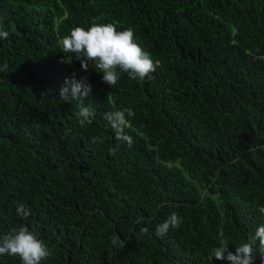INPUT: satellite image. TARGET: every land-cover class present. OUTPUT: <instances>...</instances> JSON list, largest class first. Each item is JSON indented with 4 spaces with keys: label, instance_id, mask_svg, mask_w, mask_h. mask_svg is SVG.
Here are the masks:
<instances>
[{
    "label": "trees",
    "instance_id": "obj_1",
    "mask_svg": "<svg viewBox=\"0 0 264 264\" xmlns=\"http://www.w3.org/2000/svg\"><path fill=\"white\" fill-rule=\"evenodd\" d=\"M0 22V236L27 226L52 253L41 264H228L214 250L264 224V0H0ZM97 23L131 27L156 71L113 88L61 63L62 38ZM73 74L91 124L59 99ZM125 107L131 147L105 119Z\"/></svg>",
    "mask_w": 264,
    "mask_h": 264
},
{
    "label": "clouds",
    "instance_id": "obj_2",
    "mask_svg": "<svg viewBox=\"0 0 264 264\" xmlns=\"http://www.w3.org/2000/svg\"><path fill=\"white\" fill-rule=\"evenodd\" d=\"M8 36L9 32L0 22V38L7 39ZM60 43L66 57L61 58V63L71 64L75 59L80 62L82 70L87 72L90 67L95 69L97 73L102 74V81L113 88L121 73H126L132 80L143 81L154 73L158 66V62H154L151 54L137 42L131 27L118 31L114 23H97L87 29L76 26ZM7 69V63L0 67V71ZM91 90L87 77L77 80L75 74L71 78L66 77L59 89V99L65 103L79 102L77 116L82 126L91 124L96 117L95 109L84 104L85 99L91 95ZM134 115V111L129 107L105 114L116 140L126 142L129 147L133 139L124 129L130 125L129 118ZM98 141L103 142L99 137H94L92 142ZM119 147L117 144L110 152L115 154ZM16 212L23 218L30 215V210L22 203L17 205ZM181 223L179 214L173 212L163 223L157 225L155 235L163 237L170 228H178ZM143 231L147 232V229ZM257 247L259 255L264 259V224L257 227L245 242L237 245L234 252L230 251L227 245L217 247L214 250V258L227 261L228 264H255ZM0 255L18 256L21 264H41V261L48 259L52 253L43 239L38 238L27 226L21 225L0 236Z\"/></svg>",
    "mask_w": 264,
    "mask_h": 264
}]
</instances>
